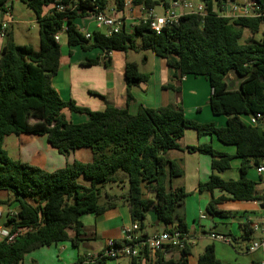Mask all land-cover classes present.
Wrapping results in <instances>:
<instances>
[{
	"label": "trees",
	"instance_id": "trees-1",
	"mask_svg": "<svg viewBox=\"0 0 264 264\" xmlns=\"http://www.w3.org/2000/svg\"><path fill=\"white\" fill-rule=\"evenodd\" d=\"M111 1L115 11L123 16L128 0H21L36 15L39 50L16 44L10 27L6 31L0 54V191L12 194L13 200L10 198L7 204L17 202L19 208L13 216H9V211L4 214L0 225L26 232L13 243L0 242V264H25V255L66 241L78 245L83 233L82 218L100 216L116 207L115 196L106 195L107 201L101 204L103 190L110 184L128 182V193L120 199L128 203L131 221L139 224L143 238L148 237L149 228L158 225L164 231L176 228L187 232L178 211L189 193L183 187H173L183 170L168 157L170 151L181 150L179 142L187 130H194L198 136L215 135L222 143L235 146L242 159L241 179L225 181L218 173L231 167L232 156L216 151L210 144L187 147L190 153L212 158L213 173L199 185L200 192L220 190L236 201L262 199L256 184L246 175L253 166L264 165V132L260 135L258 127L248 123L253 115L264 117V15L227 17L220 15L226 0H200L207 7L205 17L183 15L177 24L164 27L159 34L148 23H139L132 29L125 26L111 36L94 31L92 38L87 39L77 20L108 13ZM248 1L264 5V0ZM130 2L137 8L155 9L159 5L153 0ZM12 3L0 0V24ZM166 5L164 1L163 6ZM63 32L69 47H80L85 52L97 48L102 52L98 58L84 62L86 67L97 66L101 61L107 65L110 53L115 51H151L166 60L179 79L204 77L212 91L210 110L215 116L225 115L226 126L187 119L182 106H141L136 114H131L128 109L114 106L94 112L77 106L74 100L64 101L53 86L61 66V45L56 35ZM233 71L241 78L237 90H229L226 82ZM147 79L138 63H127L129 89ZM165 88L180 90L171 85ZM128 99L132 100L130 91ZM65 110L88 115L89 121L74 124L64 115ZM246 118L248 121H244ZM24 134L33 138L47 136L51 147L64 157L79 149H90L93 160H76L52 172L34 162L38 157L33 162L14 160L4 148L5 139ZM216 201L210 202L207 211L224 214L214 208ZM150 212L156 213V223L151 222ZM71 230L76 231L75 238L70 237ZM190 250L187 246L178 258L165 257L161 252L154 261L189 264ZM151 260L149 253L131 259L132 264H149ZM75 264H84V257ZM197 264L225 263L217 259L215 248L210 245L198 257Z\"/></svg>",
	"mask_w": 264,
	"mask_h": 264
},
{
	"label": "crops",
	"instance_id": "crops-1",
	"mask_svg": "<svg viewBox=\"0 0 264 264\" xmlns=\"http://www.w3.org/2000/svg\"><path fill=\"white\" fill-rule=\"evenodd\" d=\"M14 1L16 0H12L11 9L13 22L15 21ZM107 14L119 15L114 9V4H112L111 10L109 9ZM135 24L134 20H129L126 27L132 29ZM77 25L80 29L83 27L81 24ZM89 25L86 26L87 29L81 30L93 33L94 31H90V28H88ZM10 30L13 32L12 24L10 25ZM61 35L64 42V46L61 40L59 42L61 45V66L58 74L53 78V86L64 101L74 100L77 106L88 108L94 112L104 111L108 106H114L119 109H128L131 114H136L141 106L151 109L169 105L182 106L186 118L189 119L187 110L190 111L197 108L201 91H203L202 95L203 97L205 95V99L207 98L206 92L207 95L211 96V88L208 90L207 85H202L199 79H193L192 76H185L182 79L175 77L174 70L167 65L166 60L156 57L153 52L156 70L150 73L141 71L148 75L147 81L129 89L126 82V65L128 62H136L128 60L130 52L127 54L118 51L112 52L110 53L111 61L107 65L101 61V64L97 66L86 67L83 66V63L90 59L89 56L84 54L85 51L82 49L80 51V47H69L65 32ZM85 57H87L86 60ZM149 60V57L146 56L143 62L149 63ZM168 85L180 90L166 89L165 87ZM129 91L132 96L131 101L128 99ZM188 96H192L194 99L190 98L187 106L186 100ZM63 113L68 120L70 117L71 122L74 124H82L89 121L88 115L80 114L78 116L76 115L77 113H72L69 110H65ZM244 121H248V119L246 118ZM196 122L215 123L218 127H224L226 126L227 118L224 121V119H217L208 115L206 120L199 119ZM22 136L26 137L24 139L26 142H34L38 138L46 140L47 149L54 154L52 163L48 164L47 158L41 153L34 155L29 162H33L38 157L39 159L34 162L42 163L44 168L50 172L63 168L67 163H72L76 160L84 163H90L93 160V153L90 149L76 150L73 153L76 160H71L70 157L68 159L65 158L51 147L47 136L33 138L24 134L20 137ZM41 144L44 148V143ZM179 144L182 147L181 150L170 151L168 157L176 160L183 170V176L173 181V187H183L189 193L184 206L179 209L180 212L178 211L179 216L185 220L189 235L188 246L191 248V255L188 256L189 264H197L198 257L210 245L214 246L215 255L222 263L258 264L263 255L260 252L249 253L248 249L254 240L262 238V234L259 231H253L251 228L252 224L261 222L264 217V210L259 203L260 200L236 201L232 199L230 194L220 190H215L212 193L209 191L200 192L199 185L206 183L213 173L212 158L209 155L187 151V147L190 146L210 144L216 151L232 156L231 167L218 173V175L225 181H238L242 177L240 170L242 159L237 156V148L233 145L222 143L215 135L198 136L197 133L192 134L187 131ZM70 156H73L72 153ZM246 177L256 184V190L262 197L264 194V176L259 174L258 167L253 166L249 169ZM124 186L125 192L121 195L106 194L116 197V200H114L116 207L100 216L87 215L82 218L83 233L80 236L81 240L78 245H74L72 241H66L50 247H44L33 253L32 260L37 264H75L81 257L89 253L98 254L102 252L110 241L120 242L122 240L123 227L132 222L128 203L120 199L126 195V183ZM10 198L12 197L10 196L7 201ZM213 199L217 200L214 208L224 214H210L207 211V207ZM205 209L207 213H205ZM202 216H204L203 219L201 218ZM150 229L152 231H149ZM150 229L147 231L149 235L163 231L161 225ZM211 234L224 235L230 238L232 243L214 240L210 237ZM69 235L71 238H75L77 233L71 230ZM199 240H203L205 245L202 253L195 257L193 249ZM170 254H166L165 257L178 258L180 251H173ZM138 264L145 263L141 261ZM149 264L156 263L152 259Z\"/></svg>",
	"mask_w": 264,
	"mask_h": 264
},
{
	"label": "built area",
	"instance_id": "built-area-1",
	"mask_svg": "<svg viewBox=\"0 0 264 264\" xmlns=\"http://www.w3.org/2000/svg\"><path fill=\"white\" fill-rule=\"evenodd\" d=\"M225 10L220 12V15L227 17H250L256 15H264V5L258 6L253 2L248 1L247 5L239 6L237 4L225 5ZM228 8V11H227ZM63 10L62 7L59 8ZM163 14L157 15L155 9H149L145 6L140 8L134 7L130 0L126 2L125 13L123 16L107 13H99L95 16V22L98 28H105L104 32L107 36L120 33L123 27L126 26L129 20H134L136 24L148 23L150 28L157 34L161 33L164 27L177 24L183 15H197L205 17L207 15V7L200 0H173L163 6ZM259 11V14L257 13ZM13 22V16L10 9L4 15V20L1 22L0 37L4 38L6 31ZM87 39L92 38V33L82 31ZM62 33L56 35L57 41L60 42ZM249 124L257 126L261 123L264 127V117L261 114L253 115L249 118ZM259 174L264 176V165L258 167ZM260 205L264 210V194L260 200ZM9 216L16 214L15 210H9ZM4 217L3 210L0 209V219ZM202 219L204 216L201 217ZM253 231H259L262 238L254 240L249 246L248 252H260L263 257L258 264H264V217L261 222L254 223L251 226ZM26 229L16 228L13 230L5 225H0V242L5 241L10 244L17 238L22 236ZM210 237L214 240L232 243L231 239L221 234H211ZM189 242V235L185 231L173 229L172 231H160L148 235L143 238L138 223L131 222L122 229V240L117 244L115 241H110L107 247L98 254H87L84 256V264H109L110 261L120 258H141L145 253H149L152 259H156L158 253L163 252L168 254V250L183 251Z\"/></svg>",
	"mask_w": 264,
	"mask_h": 264
},
{
	"label": "rangeland",
	"instance_id": "rangeland-1",
	"mask_svg": "<svg viewBox=\"0 0 264 264\" xmlns=\"http://www.w3.org/2000/svg\"><path fill=\"white\" fill-rule=\"evenodd\" d=\"M153 1L159 3V5H157L155 7V13L157 15L163 14V11H164L163 2L164 1L167 3L173 2V0H153ZM226 2L229 5L237 4L239 6H245V5H247L248 0H226ZM14 4H15V13H14L15 21L12 23V26H13L14 39H15L16 44H18V45H32L36 50H39L40 49L39 25H38V21H37L35 13L31 9H29L20 0L14 1ZM112 4H113V2L111 1L110 5H109L110 10L112 8ZM76 23L81 24L83 26V27H81L82 30L87 29L86 26H88L90 24L88 27V28H90V31H102V32L106 31L105 28L100 29L97 27L96 22H95V17L79 18ZM247 35H248L247 37H249V34H247ZM60 40H61L62 45L64 46L62 35L60 36ZM4 42H5L4 38L0 39V49L3 46ZM77 48H79V47H77ZM79 49H80V51H82L81 48H79ZM84 54H87V56H89L90 59H96V58H98V56H100V54H102V52L99 49L94 48L88 52H85ZM146 56H148L150 59L149 63L143 62ZM86 58L87 57H85V60H86ZM154 59L155 58H154L153 53L151 51L130 52L129 56H128V60L129 61H136L140 65V70L142 72H145V73L154 72L156 70L155 64H154ZM233 76H235V75L231 74L229 79L232 80ZM192 78L193 79H199L200 82L202 83V85L206 84L208 87V90H210L209 83L204 77H202V76L193 77L192 76ZM202 94H203V91H201V97L199 100V104L197 105V108L195 110H190V111L187 110L188 118L190 120H193V121H196L199 119L206 120L207 116L210 115L211 117H215L217 119H224V121H225L227 118L225 115L214 116L212 114L210 107H209V103H208L210 95L209 94L207 95V92H206L207 98L205 99V95L203 97ZM190 98L194 99V97L188 96L187 100H186V105L188 104V101ZM76 115L80 116V114H76ZM88 120H89V117H88ZM69 121H71L70 117H69ZM201 123H203V122H201ZM204 123H208V122H204ZM75 124H77V123H75ZM187 132L192 133V134H194V133L196 134V132H194L193 130H187ZM24 139H26L25 136L20 137V136H16V135H10V136L6 137L5 142H4V148L8 152L9 156L12 159L29 162L34 155H36L37 153H41V154H44L45 157L47 158L48 164L52 163V160L54 159V157L52 158V156L54 154H52V152H50L47 149V143H46V140H44V138L35 139L34 142H28V141L26 142V140H24ZM41 143H44V148L41 146L42 145ZM73 153H75V151L72 152L73 156H68L65 158L68 159L70 157L71 160H76L75 155ZM55 155L58 156L57 154H55ZM49 167H51V165H49ZM128 189H129V185L127 182L126 183V193H128ZM124 192H125V186L124 185L110 184V185L106 186L104 188V191H103L101 204H103L107 201V198H106L107 193H109L111 195H113V194L114 195H121ZM11 195L12 194H10L6 191H0V202H1L0 208L3 210L4 214H6L9 210L17 211L19 208L17 202H13L12 205L7 204V200ZM12 200H13V198H11V201ZM192 201L195 202L194 200H192ZM193 202H191V203H193ZM204 211H205V213H207L206 209ZM1 221H3V220H1ZM149 231H152V229H150ZM204 245H205V242L203 240H199L198 243L196 245H194L193 255L195 257L198 256L200 253H202ZM232 249L234 250L233 245H232ZM36 251H38V250H36ZM36 251H34V252H36ZM34 252H31V253L25 255V258H24L25 264H37L36 262H34L32 260ZM167 257H170V256H167ZM109 264H132V261L130 258H120L118 260L110 261Z\"/></svg>",
	"mask_w": 264,
	"mask_h": 264
},
{
	"label": "water",
	"instance_id": "water-1",
	"mask_svg": "<svg viewBox=\"0 0 264 264\" xmlns=\"http://www.w3.org/2000/svg\"><path fill=\"white\" fill-rule=\"evenodd\" d=\"M231 74L235 75V76H233L232 80L229 79L230 76L226 79V82L229 85V90L240 89L241 78L234 71L231 72ZM258 132H259L260 135H262L263 132H264V127H263V125L261 123L258 124ZM149 217H150L151 222H153V223H156L157 220H158V217H157L155 212H150L149 213Z\"/></svg>",
	"mask_w": 264,
	"mask_h": 264
}]
</instances>
